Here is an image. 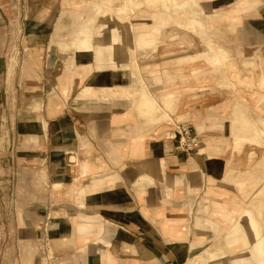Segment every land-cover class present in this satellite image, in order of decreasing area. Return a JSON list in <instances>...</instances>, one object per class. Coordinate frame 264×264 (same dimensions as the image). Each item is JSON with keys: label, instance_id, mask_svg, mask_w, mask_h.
<instances>
[{"label": "crops", "instance_id": "obj_1", "mask_svg": "<svg viewBox=\"0 0 264 264\" xmlns=\"http://www.w3.org/2000/svg\"><path fill=\"white\" fill-rule=\"evenodd\" d=\"M263 100L264 0H0V264H259Z\"/></svg>", "mask_w": 264, "mask_h": 264}, {"label": "rangeland", "instance_id": "obj_2", "mask_svg": "<svg viewBox=\"0 0 264 264\" xmlns=\"http://www.w3.org/2000/svg\"><path fill=\"white\" fill-rule=\"evenodd\" d=\"M152 1H154V0H152ZM143 6L144 5L142 3L139 7H137V8L134 9V11L132 12L133 14H131V16H130L131 20H132V18L136 17V15L143 16L144 13H145V15L147 14V12H146L147 9H145ZM155 8H159V6L154 7V9ZM152 9H153V7H149V9H148L150 11V14H151ZM119 13H122L124 15L126 14V12H125L124 9H119ZM176 16L177 17L178 16L179 17H183V19L186 18L185 14L181 15L180 12L173 13L171 19L166 24H163L162 25V27L165 26V29H167V32L168 33H171L172 31H175V28H176L175 17ZM134 19H136V18H134ZM71 24H70L69 28L71 27ZM177 25L178 26H181V27H184V28H190L189 25H188V23H186L185 21H184V23L182 25H180L179 23H177ZM66 30H68V27H66L65 29L64 28H57L56 27V30L55 31L57 32V35L58 34H61V35H63V36H61L62 38L68 39L70 37V35L67 33ZM59 41H61V40H59ZM214 47H215V50L217 52H219L221 54L222 58H223V56H224L223 55L224 50L221 49L220 46H217V45H214ZM155 49H153V50H155ZM152 60H153V58H152ZM2 140L3 141L0 142V144L5 145L7 142L5 143L4 138H2ZM1 158H5V153L4 152L1 153ZM12 162L14 163V161H12ZM12 162H9L10 165H11L9 167V166H7V160L6 159L5 160H2V164L3 165H6V167H1L0 168V177H1V179H7V182L6 183L0 182V207H4L6 203H7V205L13 204L14 203V197L16 196V193H15V192H17L16 191L17 184H15L16 173H15V169L12 167ZM258 196H260L261 199H262V197H264V188H263L261 194L258 195ZM251 201H250V203H251ZM262 206H264V205H261V208H262ZM251 208L253 209V211L250 210V209H246V210L250 211L252 213V217L255 218V215H253V213L256 212V211H255V209L253 207H251ZM244 213H245V211H244ZM11 218H12L11 216H0V259L2 257L1 254L5 250L4 247L6 245L8 247H10V248H6V250H8L9 252H12V248H11L10 241L13 240V237H11L10 234L7 231H4V229H1V224H4V222L9 223L10 220H11ZM249 218H250V216H249ZM246 219L248 220V216H246ZM242 220H245V219L242 218ZM247 224H248V226H251L254 229L256 227V225H255L256 223L253 224V222H251V221L250 222H247ZM257 245L259 246L260 249H262L261 246H260V244H259V242H258ZM9 257H10V255L7 254L6 255L7 262L9 261ZM191 264H194V263H191Z\"/></svg>", "mask_w": 264, "mask_h": 264}, {"label": "built area", "instance_id": "obj_3", "mask_svg": "<svg viewBox=\"0 0 264 264\" xmlns=\"http://www.w3.org/2000/svg\"><path fill=\"white\" fill-rule=\"evenodd\" d=\"M178 147L183 150H191L196 144L195 137L191 134L190 127L185 123H179L177 126Z\"/></svg>", "mask_w": 264, "mask_h": 264}, {"label": "bare ground", "instance_id": "obj_4", "mask_svg": "<svg viewBox=\"0 0 264 264\" xmlns=\"http://www.w3.org/2000/svg\"><path fill=\"white\" fill-rule=\"evenodd\" d=\"M254 54V53H253ZM254 59V58H253ZM251 61H252V59H251ZM250 61V62H251ZM254 61V60H253ZM253 61H252V63H253ZM250 65H251V63H250ZM252 66V65H251ZM254 67V66H253ZM264 101V100H263ZM264 107V106H263ZM262 107V108H263ZM240 229L239 228H237V226H233V227H231L230 228V231H229V233H230V235H235V233L236 234H238V231H239ZM257 255H258V262H259V264H264V252H263V249H260L259 248V246L257 245Z\"/></svg>", "mask_w": 264, "mask_h": 264}]
</instances>
